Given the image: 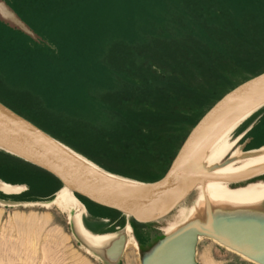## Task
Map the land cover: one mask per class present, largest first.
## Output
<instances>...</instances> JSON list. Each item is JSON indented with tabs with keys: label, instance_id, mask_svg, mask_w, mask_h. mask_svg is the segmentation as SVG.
Returning a JSON list of instances; mask_svg holds the SVG:
<instances>
[{
	"label": "rangeland",
	"instance_id": "obj_1",
	"mask_svg": "<svg viewBox=\"0 0 264 264\" xmlns=\"http://www.w3.org/2000/svg\"><path fill=\"white\" fill-rule=\"evenodd\" d=\"M236 1L238 4L234 8L242 15L241 19L230 20L222 14L217 19L211 17L216 13L209 12L207 16L194 13L189 22L178 20L177 27L182 29L175 34L168 30V24L166 29L159 30L152 14H148L152 13V0H81L79 35L50 37L58 45L57 52L48 50L50 58L56 55L57 67L66 70L65 75H70L75 85L81 82L82 86L98 94L120 86L110 71L95 63L98 58L109 63L117 79L123 78L129 84L130 89L125 95L130 102L147 95H159L163 105L170 92L174 96L172 109L180 114L188 113L186 119L182 114V117L160 126L156 132L157 138H161L160 171L150 161L141 167L140 172V167L133 162L124 163L120 150L107 147L117 132L121 135L122 129L116 115L106 110L99 99L96 106L104 112H91L88 118L105 126L104 135L98 133L93 143L102 147L104 166L116 169L114 174L130 176L140 172L138 176L144 178L136 180L142 183L161 179L191 129L219 98L264 72V0ZM24 2L18 1L22 13ZM142 14L150 19H138ZM126 28L128 35L117 34ZM105 43L117 46L111 51H105V48L101 51ZM252 68L257 69L252 71ZM218 81L223 83L222 86H217ZM143 82L147 83L145 87ZM137 86L144 90L148 88L144 93L142 89L137 91ZM206 102L208 106L202 110ZM167 106L168 103L161 107L168 109ZM151 147L149 145L145 151L153 152ZM38 193L35 190L21 199H14L19 196L5 195L0 191V264H144L148 254L165 240L162 228L175 223L180 210L191 207L197 198L194 192L180 208L167 215L164 222L150 223L143 228L132 223L127 216L86 205L82 223L91 234L113 235L128 222L132 227L139 250L131 244L113 261L108 257L106 246L95 248L85 242L77 230L75 212L71 213L70 221L69 214L56 205L48 209L25 207L24 204L49 203L56 197L37 199ZM98 214L108 216L111 223H103ZM196 253L198 264H253L227 251L208 236L198 240Z\"/></svg>",
	"mask_w": 264,
	"mask_h": 264
},
{
	"label": "crops",
	"instance_id": "obj_2",
	"mask_svg": "<svg viewBox=\"0 0 264 264\" xmlns=\"http://www.w3.org/2000/svg\"><path fill=\"white\" fill-rule=\"evenodd\" d=\"M18 1L20 0L0 1L10 14V17H5L0 12V104L25 119L60 146L72 149L103 170L113 173L116 169L104 166L102 147L93 143L98 133L104 135L105 126L93 123L88 118L91 112H104L103 109L98 110L96 106L103 94H98L89 87L85 88L81 82L75 85L74 79H71L70 75H65L66 70L57 67L56 55L50 58L48 53V50L55 52L58 50L57 41L50 37L57 34L65 37L79 35L82 20L79 11L81 0H24L23 13L20 12ZM152 4V13L148 14H152L159 30L166 29L168 24V30L175 34L182 29L177 27L178 20L189 22L193 20L194 13L200 16L204 14L207 16L209 12L216 13L211 17L215 16L217 19L220 18L219 14H222L230 20L241 19L242 16L234 8V5L238 4L236 0H152ZM145 16L146 14L138 15V19L145 20L147 18ZM119 32L117 34H129L128 28L120 29ZM114 46L117 44L105 43L100 50L103 51L105 48V51H111ZM95 63L104 66L118 82L119 78L117 79L106 60L97 58ZM116 90L117 88L109 92ZM230 141L234 143L232 150H238L243 154L264 150V105L237 126L230 136ZM107 147L120 150L119 146L114 144ZM228 157L229 159L232 157L231 152L225 159ZM0 182L26 187L25 191L16 194L19 197L14 199H21L35 190L39 192L37 199H46L56 196L64 187L52 175L1 148ZM259 185H264V173L227 181V187L232 190ZM194 192L198 196V187L171 212L180 208ZM91 207L106 211L100 207ZM257 212L264 216V199L258 204ZM98 215L103 223H111L108 216ZM166 216L151 224H161ZM147 224L150 223L138 226L143 228ZM169 225L162 228L164 239L165 230ZM125 227L119 228L113 234L115 238Z\"/></svg>",
	"mask_w": 264,
	"mask_h": 264
},
{
	"label": "water",
	"instance_id": "obj_3",
	"mask_svg": "<svg viewBox=\"0 0 264 264\" xmlns=\"http://www.w3.org/2000/svg\"><path fill=\"white\" fill-rule=\"evenodd\" d=\"M264 97V73L240 84L223 96L191 129L165 175L155 182L136 187L117 185L96 174L64 147L38 131L22 117L0 104V148L47 172L77 195L100 208L121 213L137 223H151L169 213L189 194L195 179H210L197 171L196 158L213 134L234 114ZM264 173H251L245 179ZM226 180V179H225ZM28 205V204H24ZM220 241L264 264V225L226 223L219 226ZM198 235L193 234L178 258L169 260L162 251L154 264H197ZM125 233L105 248L116 261L124 251ZM179 249V246L176 247ZM146 261V259H145ZM146 264V262L144 263Z\"/></svg>",
	"mask_w": 264,
	"mask_h": 264
},
{
	"label": "bare ground",
	"instance_id": "obj_4",
	"mask_svg": "<svg viewBox=\"0 0 264 264\" xmlns=\"http://www.w3.org/2000/svg\"><path fill=\"white\" fill-rule=\"evenodd\" d=\"M0 12L5 17H10V14H8L1 3ZM263 105L264 97L234 114L218 128L204 145L196 158L198 163L197 171L200 175L213 178L214 180L195 179L192 181L189 193L197 187L199 189L195 202L191 207H183L180 210L176 222L166 228L165 240L159 243L146 257V264H154L162 251H165L169 260L178 258L181 249L188 243L193 234L198 235L199 241L208 236L227 251L253 264H260L220 241L219 226L226 223L264 225V216L257 212L258 204L264 199V185L250 186L240 190H232L227 187V181H233L238 177L264 169V150L243 154L238 150H232L234 143L230 141V136L237 126ZM65 150L84 166L117 185L132 188L142 183L107 172L72 149L65 148ZM230 152L232 157L227 162L222 163ZM25 189L26 187L24 186H11L0 182V191L9 195L20 194ZM52 205H56L62 211L67 212L70 221L72 220L71 213L75 212L74 221L77 230L89 246L102 248L115 238V235H94L84 228L82 217L87 212L86 205L75 197L70 186L63 187L52 202L31 203L24 206L48 209ZM124 233L125 244L123 251L126 252L131 244L138 251L139 246L133 237V230L130 224L126 225ZM177 246H179V249H176ZM87 251L89 252V250Z\"/></svg>",
	"mask_w": 264,
	"mask_h": 264
},
{
	"label": "trees",
	"instance_id": "obj_5",
	"mask_svg": "<svg viewBox=\"0 0 264 264\" xmlns=\"http://www.w3.org/2000/svg\"><path fill=\"white\" fill-rule=\"evenodd\" d=\"M252 69H254L252 71H255L257 68H252ZM118 83L120 84V86L117 87L116 91L103 94L100 100L104 108H106L109 111H112L116 115V119H118V123L121 124V129H122L121 135L117 132L116 138H114V140H110L111 142L109 144H114L115 146H119L120 151L123 157L125 158L124 163L133 162L138 167H140V172H142V168L146 165V162H150V161L154 162L153 164L156 165V167L154 168L159 172L160 163L158 159H160V146H161L160 140L161 138L160 136L157 138L158 134H156V132L160 129V126H164V124L166 125V122L169 123L170 121L176 120V118L178 117H182V114L184 115L182 118L186 119L188 117L187 115L188 113L187 111H185L184 113L180 114L176 110L172 109L171 105L174 104V96L170 92L169 94H166L164 98L165 103L163 105L161 103L162 98L159 95H154V96L151 95V97L147 95V97L146 96L141 97L142 99L137 98L134 101L130 102L129 101L130 98H127V95H125L127 93V90L130 89L129 84H127L123 78H121V80H118ZM143 83H142L143 84L142 86L145 87L147 83L146 82H143ZM222 84H220V82L218 81L217 86L218 85L222 86ZM142 86L140 87L137 86L136 89L137 91L142 89V91L145 93L148 87L146 88V90H144V88H141ZM171 86L172 85H170L169 87L171 88ZM150 87L151 86H149V88ZM222 97L223 96H221L219 100ZM166 103H168V106H167L168 109L167 108L163 109L161 106H166ZM151 106H153V108H151ZM207 106L208 105L206 102L205 106L202 107L201 109L203 110ZM149 145H152L151 151L154 150L153 152H150L149 150L145 151L146 147H148ZM155 150H156V153H155ZM129 155L130 157H132L131 160H129ZM140 172L130 175V176L124 175V177L129 176L130 179L137 181L136 179L144 178L142 175L138 176ZM77 196L85 205L96 206L90 203L89 201H87L86 199L82 198L81 196L79 195ZM104 210L109 211V212L118 213V212L107 210V209H104ZM118 214L122 215L121 213H118ZM131 220H132V223L136 225L140 224V223H137L132 218Z\"/></svg>",
	"mask_w": 264,
	"mask_h": 264
}]
</instances>
